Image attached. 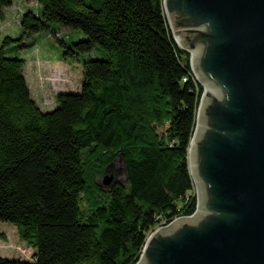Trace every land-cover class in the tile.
I'll list each match as a JSON object with an SVG mask.
<instances>
[{"label":"trees","instance_id":"16d2710c","mask_svg":"<svg viewBox=\"0 0 264 264\" xmlns=\"http://www.w3.org/2000/svg\"><path fill=\"white\" fill-rule=\"evenodd\" d=\"M8 21L21 32L0 26V223L34 254L0 264H136L152 231L197 210L188 152L204 90L164 0H0ZM37 37L58 53L37 62L82 64L80 92L46 95L35 67L31 87L15 54ZM98 48L107 57L82 59ZM119 159L125 182L103 188Z\"/></svg>","mask_w":264,"mask_h":264},{"label":"water","instance_id":"95a60500","mask_svg":"<svg viewBox=\"0 0 264 264\" xmlns=\"http://www.w3.org/2000/svg\"><path fill=\"white\" fill-rule=\"evenodd\" d=\"M164 9L204 90L188 152L197 210L154 231L136 264H264V0ZM115 184L108 167L101 186Z\"/></svg>","mask_w":264,"mask_h":264},{"label":"rangeland","instance_id":"374dc122","mask_svg":"<svg viewBox=\"0 0 264 264\" xmlns=\"http://www.w3.org/2000/svg\"><path fill=\"white\" fill-rule=\"evenodd\" d=\"M0 26L2 27V39L8 35L18 36L21 32L20 24L14 21L8 22H0ZM83 34V33H81ZM44 36V35H41ZM77 36V35H76ZM83 35L77 38H82ZM37 45L34 48H28L23 51H18L15 55L26 59V74L29 79V83L31 87H33L30 73L35 67V80L39 81V85L43 87L47 92L46 95H54L57 91L60 92H80L82 88V76H83V66L80 62L75 63H62L57 62L55 64L47 63L43 64V62H37L38 59H42L47 57L49 53H52L54 57H58V53L53 51L48 44H42L40 42V38H36ZM96 50V49H95ZM93 50L91 53L83 55L82 59H90V58H105L108 53L106 50L98 48L97 51ZM14 55V54H12ZM191 57V56H190ZM82 60V61H83ZM196 79V77H195ZM55 106L49 109H54ZM113 171L118 172L117 176H114L115 181L125 182V169L124 162L122 159L117 160L114 163ZM195 184V183H194ZM195 196L196 186L194 189ZM185 217V216H181ZM180 218V217H179ZM167 226V225H166ZM165 227V226H161ZM158 227L157 229H159ZM155 229L154 231H156ZM152 231L148 238L154 232ZM34 254V250L27 244L22 241L18 230L15 226L10 223L1 222L0 223V257L10 258V259H21V260H30Z\"/></svg>","mask_w":264,"mask_h":264}]
</instances>
